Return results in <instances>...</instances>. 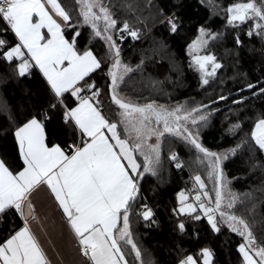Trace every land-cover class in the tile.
I'll list each match as a JSON object with an SVG mask.
<instances>
[{
	"label": "snow or ice",
	"instance_id": "6c2138e0",
	"mask_svg": "<svg viewBox=\"0 0 264 264\" xmlns=\"http://www.w3.org/2000/svg\"><path fill=\"white\" fill-rule=\"evenodd\" d=\"M75 6H78V14L74 23ZM112 7L114 5L108 0H74L71 11L63 0H0V20L16 38L14 44L0 39V60L15 64L14 72L18 77L38 69L50 98L39 118L36 114L31 115L12 133L22 166L13 168L6 154L0 157V225L7 212L12 210L23 221L22 226L13 225L6 236L0 237V264H52L33 230V224L42 223V215L44 219L48 216V213L38 214L35 208L33 197L41 190L49 200L54 198L62 222L84 257L83 264H129L126 249H130L138 264H145L132 234V216L135 214L150 222L146 227L157 224L152 208L146 203L141 205L139 212L133 210L146 175L156 177L162 167L165 134L192 146L197 153L195 162L206 167L213 182L214 196L206 189L201 175H194L196 194L192 202H188L185 191L178 192V207L172 209L174 216L186 215L193 221H199L203 216L213 232L226 225L242 238L237 246L241 264H264V240L257 241L251 226L255 219L250 223L244 215L237 214L239 208L254 199L253 194L234 191L232 181L222 168L229 154L235 153L246 141L241 140L235 148L220 152L202 144L199 127L208 124L212 113L207 109L211 101L208 105L189 108L185 104L167 107L154 100L132 103L122 98L119 85L133 68L122 61L121 49L113 37L115 33L123 40L126 33L136 39L138 31L130 30L126 20L117 27L118 20L114 18ZM249 20L252 23L246 35L255 33L264 43V0H246L228 6L229 24ZM166 22L171 32L178 31L174 15L166 18ZM84 26L90 28V39L98 37L105 42L112 60L106 72L110 81L107 94L111 105L118 109L116 117L103 114L102 89L96 87L94 81L88 82L89 74L102 69V62L89 46L79 47L78 37ZM66 30H73L71 39L66 38ZM199 33L188 48L191 61L201 74V85H207L208 78L216 75L221 64L211 52L199 53L209 40L222 34L211 33L203 27ZM236 44L241 45L239 36ZM254 87L257 85L251 83L245 86L247 90ZM257 94L264 96V88L258 93L253 92L252 96ZM68 96L70 100L66 99ZM217 99L223 101L228 97L221 95ZM246 99L240 97L233 105ZM57 109L62 113L65 126L77 135L67 148L46 142L45 121L50 119L47 111ZM238 129H241L239 121L229 125L227 131L235 133ZM153 137L154 143L150 142ZM250 139L256 149L264 153V117L255 120ZM168 160L174 162L175 168H182L175 151H170ZM260 166L251 165L252 168ZM254 208L255 204L246 210L251 213ZM175 228L184 233V220H178ZM147 264H153V261L149 260ZM177 264L215 262L212 250L205 246L196 258L189 254L178 259Z\"/></svg>",
	"mask_w": 264,
	"mask_h": 264
},
{
	"label": "trees",
	"instance_id": "16d2710c",
	"mask_svg": "<svg viewBox=\"0 0 264 264\" xmlns=\"http://www.w3.org/2000/svg\"><path fill=\"white\" fill-rule=\"evenodd\" d=\"M118 26L126 20L130 30L138 31V37L133 39L124 34L121 40L114 33V40L121 49L122 61L133 68L121 81L119 95L132 103L144 104L155 101L159 105L174 107L185 104L187 107L208 105L212 115L208 124L199 127L202 144L212 151L220 152L235 148L241 140L235 153L229 154L222 168L226 177L232 181L231 188L243 193L253 194L251 202L239 208L237 214L255 223L251 224L257 241L264 240V155L254 146L250 139L251 129L258 117H264V96L259 92L264 88V43L253 33L246 35L251 28V21L229 24L227 8L233 3L246 0H108ZM63 4L71 11L74 0H63ZM129 5L130 7H125ZM73 11L74 23L78 14V6ZM176 17L178 31L173 33L166 22L170 16ZM203 27L211 33H221L215 39L208 41L200 55L209 52L215 55L221 68L216 75L209 77L207 85H201L200 72L191 61V55L186 53L189 43L197 36ZM73 30H66V38L71 39ZM239 36L241 45L236 44ZM0 39L9 44L16 42L15 36L7 30L5 22L0 20ZM81 49L89 46L102 62V69L89 74L90 82L102 89L103 114L109 118L116 117L118 109L111 105L107 94L109 79L106 75L109 59L105 42L100 38L90 39V28L84 26L78 37ZM6 50V49H5ZM137 66H139L137 68ZM15 64L0 60V157L6 154L9 165L13 168L21 166L15 144V127L26 121L31 115L38 118L49 103V89L37 69L30 70V75L18 77L14 72ZM210 70V69H209ZM88 81V82H89ZM257 85L251 90L246 84ZM238 90H241L238 92ZM228 97L218 101L219 96ZM247 97L243 103L233 105V101ZM66 99H71L70 96ZM111 105V107H110ZM216 111H213V110ZM50 119L45 121L46 138L48 142L57 137L64 141H75V133L65 126L62 113L48 110ZM118 118V117H117ZM241 123V129L229 133V125ZM190 126V125H189ZM195 130V129H194ZM71 137V138H70ZM150 142H155L151 138ZM170 151H175L182 163L177 169L174 162L168 160ZM196 150L174 137L165 134L162 138V167L156 177L146 175L142 182L139 198L134 207V213L147 204L154 212L157 224L146 227L142 217L132 216V234L138 244L142 258L147 264H177L183 256L192 254L196 258L202 247L212 250L215 264H241L237 246L242 238L231 232L226 225L220 231L213 232L207 220L202 216L199 221L190 217L174 216L172 209L178 207L176 195L181 190L188 193L189 200L196 194L192 177L200 174L206 189L213 195V182L207 175L206 167H200L196 162ZM254 157L255 159H250ZM253 163L261 165L252 168ZM238 177V179H233ZM255 208L251 213L246 209ZM178 220H184L185 232L180 233L175 228ZM0 225V237L6 236L13 225L21 226V220L14 210L7 212ZM182 250V251H181ZM129 264H138L130 249H126ZM202 260V257H201Z\"/></svg>",
	"mask_w": 264,
	"mask_h": 264
},
{
	"label": "crops",
	"instance_id": "0c3cea01",
	"mask_svg": "<svg viewBox=\"0 0 264 264\" xmlns=\"http://www.w3.org/2000/svg\"><path fill=\"white\" fill-rule=\"evenodd\" d=\"M44 31L46 32V29ZM76 138L77 135H75ZM46 142L49 145L58 143L61 147L66 148L72 141H64L57 137L55 141L52 140L51 142H48L46 138ZM20 163L22 166L21 161ZM33 199L38 214L48 213L47 219H44L43 215L41 216V224H33V230L52 264H83L84 257L78 252L76 242L62 222V214L53 202L54 198L49 200L48 196L41 190L35 194ZM22 224L23 221L21 220V226Z\"/></svg>",
	"mask_w": 264,
	"mask_h": 264
},
{
	"label": "rangeland",
	"instance_id": "374dc122",
	"mask_svg": "<svg viewBox=\"0 0 264 264\" xmlns=\"http://www.w3.org/2000/svg\"><path fill=\"white\" fill-rule=\"evenodd\" d=\"M12 34H13V33H12ZM199 34H200V33H199V30H198L197 36H196L193 40H195V39L199 36ZM13 35H14V34H13ZM205 38H207V37H205ZM193 40H192V41H193ZM192 41H191V42H192ZM191 42H190V43H191ZM190 43H189V44H190ZM201 51H202V49L200 50V52H201ZM186 53H188L189 55H191L188 46H187V48H186ZM199 54H200V53H199ZM262 154L264 155V153H262ZM196 187L198 188V186H196ZM185 193H186V192H185ZM186 194L188 195V193H186ZM194 195H195V194H194ZM194 195H193V196H194ZM193 196H192V197H193ZM188 202H192V200H191V201L189 200ZM139 211H140V210H139ZM139 211H138V212H139Z\"/></svg>",
	"mask_w": 264,
	"mask_h": 264
},
{
	"label": "built area",
	"instance_id": "2783aa9c",
	"mask_svg": "<svg viewBox=\"0 0 264 264\" xmlns=\"http://www.w3.org/2000/svg\"><path fill=\"white\" fill-rule=\"evenodd\" d=\"M89 83H91V82L89 81ZM76 139H77V138H76ZM71 143H72V142H71ZM69 144H70V143H69ZM69 144H68V145H69ZM68 145H67V146H68ZM67 146H66V148H67Z\"/></svg>",
	"mask_w": 264,
	"mask_h": 264
},
{
	"label": "water",
	"instance_id": "95a60500",
	"mask_svg": "<svg viewBox=\"0 0 264 264\" xmlns=\"http://www.w3.org/2000/svg\"><path fill=\"white\" fill-rule=\"evenodd\" d=\"M110 82V81H109Z\"/></svg>",
	"mask_w": 264,
	"mask_h": 264
}]
</instances>
